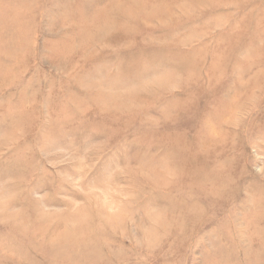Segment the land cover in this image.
Here are the masks:
<instances>
[{
  "label": "rangeland",
  "instance_id": "374dc122",
  "mask_svg": "<svg viewBox=\"0 0 264 264\" xmlns=\"http://www.w3.org/2000/svg\"><path fill=\"white\" fill-rule=\"evenodd\" d=\"M0 264H264V0H0Z\"/></svg>",
  "mask_w": 264,
  "mask_h": 264
}]
</instances>
